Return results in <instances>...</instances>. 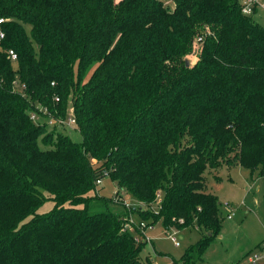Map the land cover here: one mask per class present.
<instances>
[{
	"label": "trees",
	"instance_id": "1",
	"mask_svg": "<svg viewBox=\"0 0 264 264\" xmlns=\"http://www.w3.org/2000/svg\"><path fill=\"white\" fill-rule=\"evenodd\" d=\"M167 1L0 0V264H144L133 212L195 227L177 262L195 264L223 219L205 170L264 175V24L241 0Z\"/></svg>",
	"mask_w": 264,
	"mask_h": 264
},
{
	"label": "rangeland",
	"instance_id": "2",
	"mask_svg": "<svg viewBox=\"0 0 264 264\" xmlns=\"http://www.w3.org/2000/svg\"><path fill=\"white\" fill-rule=\"evenodd\" d=\"M170 7L173 3L166 2ZM254 19L264 24L262 14ZM199 48L194 47L188 57L189 63L198 58ZM65 131L72 140L80 142L82 137L74 125H67ZM206 190L215 193L220 201L223 216L219 237L209 240L204 248L202 260L195 264H250L247 257L257 253L259 262H264V175L242 166L228 167L222 165L216 171L205 170ZM215 178H217L215 181ZM95 192L105 197H115L117 186L109 176H104L96 184ZM125 195V194H124ZM124 201L128 206L138 205L128 195ZM158 201V200H157ZM141 205V204H140ZM53 206L52 200L46 201L39 211L46 212ZM153 206H156L154 203ZM232 211L231 218L226 213ZM134 222L138 219L136 212L131 213ZM170 230H164L160 221L144 228L145 245L141 251L144 264H177L186 247L194 243L199 234L195 227L189 226L175 230L174 237L179 245L168 237ZM260 246H262L260 248Z\"/></svg>",
	"mask_w": 264,
	"mask_h": 264
},
{
	"label": "built area",
	"instance_id": "3",
	"mask_svg": "<svg viewBox=\"0 0 264 264\" xmlns=\"http://www.w3.org/2000/svg\"><path fill=\"white\" fill-rule=\"evenodd\" d=\"M241 12L244 15H257V14H262L263 18H264V0H241ZM3 21L2 18H0V23ZM3 37V32L0 30V39ZM205 37V34H200L197 35L195 37L194 42L196 44H200V42L203 40V38ZM8 58H10L11 60H15L16 59V52L13 49H9L8 53H7ZM57 100V97L55 98ZM35 115L31 114V118H34ZM51 121V120H49ZM61 123H64L65 125H72L74 123V119L73 117L69 116L67 117L66 120H60ZM101 180H97L96 182L99 183ZM159 201V200H158ZM231 215H227V218H230ZM130 222L131 223H135V225L140 229V234L138 235V233L133 229L132 224L128 223L126 225V232L130 233L134 240H138L139 238L142 239H147L146 236H144V228L146 227H150L151 225H146L144 222L139 221V222H134L133 218L130 217ZM175 234V230H170L168 237L174 242V244L177 246L179 245L178 241L176 240V238L174 237ZM247 261L250 264H260L259 262V256L257 253H251L248 255L247 257Z\"/></svg>",
	"mask_w": 264,
	"mask_h": 264
},
{
	"label": "crops",
	"instance_id": "4",
	"mask_svg": "<svg viewBox=\"0 0 264 264\" xmlns=\"http://www.w3.org/2000/svg\"><path fill=\"white\" fill-rule=\"evenodd\" d=\"M216 179H217V178H215V181H217ZM232 213H233L232 211L226 213V215H225L226 218H227V215H228V214H229V215H232ZM230 218H231V217H230ZM228 219H229V218H228ZM219 236H220V235H219ZM219 236L217 235V237H219ZM261 247H262V246H260V248H261ZM246 259H247V258H246ZM261 263L264 264V262H261Z\"/></svg>",
	"mask_w": 264,
	"mask_h": 264
},
{
	"label": "water",
	"instance_id": "5",
	"mask_svg": "<svg viewBox=\"0 0 264 264\" xmlns=\"http://www.w3.org/2000/svg\"><path fill=\"white\" fill-rule=\"evenodd\" d=\"M189 61L187 59H185V65H188ZM219 236V234H218Z\"/></svg>",
	"mask_w": 264,
	"mask_h": 264
}]
</instances>
